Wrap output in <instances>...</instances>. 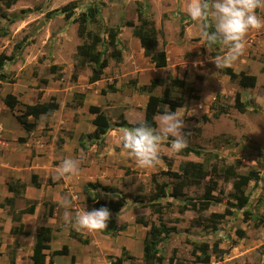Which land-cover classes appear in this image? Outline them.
Instances as JSON below:
<instances>
[{
	"label": "rangeland",
	"instance_id": "rangeland-1",
	"mask_svg": "<svg viewBox=\"0 0 264 264\" xmlns=\"http://www.w3.org/2000/svg\"><path fill=\"white\" fill-rule=\"evenodd\" d=\"M187 3L188 0H17L6 8L0 1V14H5L4 18L0 16V32L5 30L8 33L5 37H0V54L11 55L15 59V62L6 64L5 69L8 71L6 84L10 88L15 86L21 95L23 91L28 92L33 102L36 100V90L50 87V84L59 85L63 89L70 86L76 81L73 75L77 77L81 74V77H85L90 73L88 66L82 69L77 66L75 48L83 42V39L77 37V25L72 19L89 8H95L99 13L97 19L102 25L116 27L121 25L122 20L136 21V4L142 5L145 17L155 25L157 32L155 50L164 49L167 41L175 51L178 49L176 51L178 61L174 60L177 62L164 74L159 71L160 69L151 68L153 66L143 56L142 49L138 50V47H134L133 41L136 37L133 36L132 29L121 27L116 39V48L122 52L120 63L108 57L111 48L98 46V50L108 58V66L102 76L111 81L106 83L105 91L111 93V89L117 87L116 93L105 97L101 110L112 124L120 120L121 116L124 118L123 113L124 110L129 109L128 106L135 109L146 100L145 94L128 88L127 82L130 80H135L138 87L149 83L151 79L148 77H159L163 81L160 87L163 89L170 79H183L186 87L174 88L171 97L184 99V106L176 112L184 119L185 128L182 131L186 135L187 147L200 151L201 155L176 154L170 151L167 143H164L160 146L159 156H165L171 162L170 166L159 159L160 162L155 167L142 169L135 165L121 147L120 136L124 128L108 131L100 142L84 139L85 156L80 155L81 166L86 169L70 182L69 187H64L58 194L61 198L70 199V208L63 207L62 201L45 203L46 215L47 208L52 205V215L54 214L52 232L54 230L58 233L66 229L70 236L71 233H76L82 239L87 241L91 239L87 244L82 243L79 246L82 249L90 247L88 246L90 241H92L91 247L93 249L96 247V252L102 247L101 241L93 236L94 232L75 231L65 215L66 212L74 215L82 211L83 207L85 211L91 210V204L86 202L83 194V186L87 182H97L101 186L118 189L124 196L125 204L121 212L113 215V218L117 224H126V234L135 239L139 240L147 228L134 224V219L143 217L146 221L157 224L150 205L154 202L161 205L162 221L167 227H175V232L169 238L162 240L159 245L160 254L166 259L164 264H167V259L171 257L174 258V264H203L196 262L190 255L192 244L208 243L211 247L217 242L219 248L226 249L232 241L236 244L222 261H217L212 256L208 264H264V228L256 226L257 223L264 222V28L250 30L247 33L242 55L230 66L235 73L245 72L256 76V86L253 89H243L236 83L230 82L227 76L222 75L215 68L214 58H211L210 54L215 53L217 57L225 54V51L223 48L206 49L198 26L183 14L182 10ZM62 7L72 11V18L64 19L61 13ZM23 11L28 12L23 13ZM257 15L264 19V7L257 9ZM86 29L95 30V25L89 23ZM18 46L21 48L16 50ZM55 65L56 70L51 73L50 66ZM3 71L1 70L0 73ZM42 80H46V84H43ZM81 86L82 83L79 87ZM157 93L160 91L153 95ZM236 94L239 95L242 103L248 105L243 114L233 107ZM23 97L18 109H22L30 99L29 95ZM63 100L65 101V97ZM63 100H60L62 105ZM74 100L73 98L71 105L76 104ZM65 103L62 112L55 115L53 113L50 117L41 116L35 121L29 120L42 127V135L46 136L49 133L50 139L43 148H40L43 151L41 156L49 157L57 168L60 164L63 138L68 140L70 137V132L66 129H74L75 133L78 132L77 122L81 119L84 121L86 117L85 112H82L84 113L82 117L80 109L70 106L67 101ZM134 109L127 112V121L135 124L142 121L143 111L137 112ZM8 116L11 117L9 114ZM8 116L7 114L3 116V124L8 132L14 134L18 129L23 131L21 126L13 122V119L10 120ZM203 116L206 119H203ZM159 117L160 115L155 117L156 124ZM85 127L86 125H81L80 129ZM1 150L5 152V156L6 153L15 154V157L11 156L8 159L9 167L19 163L24 165L25 157L29 153L25 143L17 140L14 143L10 141L5 143ZM184 162L203 163L207 170L213 165L222 169L225 166L236 165L238 162L240 174L257 170L259 180L257 183L251 182L245 189L249 199L247 206L243 210H231L232 214L220 221L216 225V230L212 231L203 228V225H209L205 220L212 213H223L227 203L233 202L229 196L231 185L217 178V189L212 194L214 196L219 194L220 197L219 191H222L220 204L200 200L206 182L184 188L185 199L172 198L171 192L175 180L164 173L177 172L179 165ZM4 166L9 168L8 165ZM97 167L101 170L100 174ZM10 174H12L10 169H0V180ZM61 181V179L56 180L51 185L52 188L58 187ZM160 187H164L166 195L154 201V195ZM4 193L5 188L0 182V198ZM101 195L98 197L101 198ZM193 201H196L197 206L204 208L199 215L193 211L179 213L180 206ZM2 203L4 200L0 202ZM37 205L38 201H36ZM13 213L12 207L6 205L0 207V228L4 222H12ZM196 221L197 223L200 221L203 227L196 225ZM12 223L13 227L18 225ZM237 230L244 233L243 238H238ZM4 235L0 230V243L2 241L11 243L12 235L10 233ZM111 241L116 251L120 242ZM120 241L128 244L131 249L129 254L134 256L138 264H145L141 258V248L134 244L136 243L134 239L122 238ZM61 243L60 240L59 244ZM59 244L52 243V248L59 247ZM17 248L18 244L14 241L7 245L4 254L15 253ZM107 248L98 253L99 260L96 259V264H110L114 258L120 256V254L119 256L111 254V246L110 249ZM72 251L76 254L81 253L78 249ZM67 261L68 259L62 257L57 259L58 264Z\"/></svg>",
	"mask_w": 264,
	"mask_h": 264
},
{
	"label": "trees",
	"instance_id": "trees-1",
	"mask_svg": "<svg viewBox=\"0 0 264 264\" xmlns=\"http://www.w3.org/2000/svg\"><path fill=\"white\" fill-rule=\"evenodd\" d=\"M6 8L12 6L17 0H0ZM28 11H23L26 13ZM61 13L64 15V19L69 20L72 18V11L67 10V7H62ZM136 21L131 20H122L120 26L116 27H105L97 19L99 13L95 8H89L86 12L80 13L77 17L73 18L72 21L77 25L76 34L79 39H83V42L76 46L75 55L77 59L78 68H84L88 66L89 76L88 84H93L101 79L103 71L108 66V58L103 56V52L98 50V46L109 47L111 50L108 53V57L114 60L116 63H120L122 60V52L120 49L116 48V39L120 33L121 27H127L132 29L133 36L136 37L139 41L140 47L143 50V56L149 60L154 68L161 69L167 66V57L163 49L158 51L155 50L157 44V32L155 29L154 22L147 19L144 15V10L142 5L136 4L135 7ZM1 17H5L4 13L0 14ZM92 23L95 25V30L88 31L86 25ZM7 31L0 32V37H5ZM21 47L18 46L16 50H19ZM211 58H215L216 54H210ZM14 60L13 57L7 56L3 53L0 54V70L3 69L5 62H11ZM50 72L54 73L56 66H50ZM222 75L228 77L230 82L236 83L240 88L243 89H253L256 86L257 78L254 75L246 74L245 72L235 73L232 68H226L219 71ZM59 78V76H58ZM73 79H76V76L73 75ZM7 75L0 73V81L7 82ZM43 84H46V80L41 81ZM163 81L161 79H152L149 81L148 85H144L139 89L136 88V81L130 80L127 82V86L130 89H135L139 92H146L151 94L152 90L157 86H162ZM186 83L184 80L179 79H170L169 83L164 85L163 91L160 96L149 95L145 107H144V117L142 121H146L150 125L155 126V116L161 115L166 111H176L179 108L184 106V99L177 98L174 99L171 97V92L174 88H185ZM112 92H115V89H111ZM40 93H38V98H40ZM74 101L76 104L74 106L79 108L82 106V96L75 95ZM4 105L13 110L18 100L15 96L7 94L3 98ZM166 106V109H164ZM247 104H244L240 101L239 95L236 94L234 98L233 107L239 113L243 114L246 112ZM59 105L54 97L46 103H34L30 105H25L24 109L20 114L15 115L16 121L21 125L26 133L34 130L36 124L35 122H30L29 117L34 121L39 118V116L44 115L47 117L52 116V114L57 111ZM88 112L94 115V119L91 121L94 126V131L90 134L82 135L79 138V146L83 151L86 150L84 144V139H89L92 142H100L103 136L110 130L115 128H129L134 125H129L125 119L120 117L118 122L111 124L107 117L104 115L100 107L89 106ZM206 119L205 116L202 117ZM18 142L25 143L26 138H18ZM179 154L187 156L189 154H194L200 156L201 152L190 147H186ZM160 160L170 166L171 162L165 156H159ZM239 164L225 166L220 169L217 165H213L209 170L205 168L203 163L199 162H184L179 165L177 172L166 171L164 174L172 177L175 180V183L172 187L171 197L172 198H184L185 192L184 188L187 186H198L205 183L204 192L200 198L201 201L211 202L215 204H220L222 202L221 193L214 196L212 193L217 189V178H221L224 183L231 185V192L229 193L230 198L233 202L227 203V208L223 213H212L205 220L209 225H203L197 223L199 227L211 229L212 231L216 230V225L225 219V217L232 214L231 210H243L248 202V196L245 194L246 187L251 183H257L259 180V172L257 170H250L245 174H240L238 172ZM31 185L35 188H39V183L37 180V175H32L30 179ZM50 185L54 183L49 182ZM7 191L12 194L11 197L5 198L4 203L0 204V207L9 206L12 207L14 199L20 196L26 185L20 181H10L6 184ZM83 194L85 196L86 202L91 204V210L99 209L101 207H106L110 216L107 222V227L105 231L99 232L104 236L116 237L120 232L124 231L127 227L126 224H117L113 218V215H117L121 212L124 204L125 198L121 192L112 187L101 186L97 182L91 183L87 182L83 186ZM101 195V198L98 196ZM164 187H160L158 192L154 195V201H157L160 198L165 197ZM47 204H44L46 207ZM35 202L32 201L28 207L23 210H19L16 213L11 214V220L14 223H18L16 227L11 228V234H23L22 225L20 224V217L23 214H32L34 211ZM151 213L156 216L157 224L146 221L143 217H137L134 219V224L140 225L143 228H147L145 236L142 243V261L145 264H164L166 261L165 257L160 254V243L162 240L167 239L175 232V227H167L162 221L163 210L161 205L157 202L151 203L150 205ZM179 213L183 214L186 211H193L198 213L204 210L203 207L197 206L196 201L191 203L188 202L187 205H182L179 207ZM52 216V205H49L47 208V216ZM199 217V216H198ZM257 227L262 226L264 228V222L256 224ZM1 230V228H0ZM238 238H243L244 233L242 231H236ZM71 237L79 241L80 243L87 244V239H82L76 233H71ZM53 239V232L50 227L39 226L36 229L34 236V243L32 247V253L30 260L32 264H44L45 261V250H50V242ZM236 244L235 241H232L226 249L219 248L218 243L215 242L211 245L208 243L192 244L190 249V255L194 257V260L198 263L208 264L211 257L213 256L217 261H222L223 257L228 255L232 247ZM14 252H11L8 256L10 263L14 261ZM69 254L67 246L63 245L60 250L50 253V259L48 264H53L52 257L57 255L67 256ZM74 262V257H71V264ZM124 262H129V264H138L135 261V258L129 254L125 249H121V255L110 264H123ZM167 264H174V258L171 257L167 259Z\"/></svg>",
	"mask_w": 264,
	"mask_h": 264
},
{
	"label": "crops",
	"instance_id": "crops-1",
	"mask_svg": "<svg viewBox=\"0 0 264 264\" xmlns=\"http://www.w3.org/2000/svg\"><path fill=\"white\" fill-rule=\"evenodd\" d=\"M134 40H135V41H133V43H135L134 47L135 48L138 47L139 48L138 50H141L142 48L140 47L138 39L136 38ZM132 46H133V44H132ZM178 48H181V47H178ZM163 50L166 53L167 66L165 68H161L159 71L163 72V74H164L169 70L170 67H172L178 61V57H177L178 52H176V51H178V49L175 51L173 46L170 45V43H168L166 41V44L164 45ZM142 52H143V50H142ZM7 56H9V55H7ZM125 58H126V56H124V59ZM174 60H177V61L174 62ZM13 62H15V59L12 60L10 63H13ZM7 63H9V61L5 62V64L3 65V69H2V70H4L2 73L6 74V75L8 74V71L5 69ZM151 68H154V67H151ZM229 68H231V67H229ZM154 69H157V68H154ZM164 69H166V70H164ZM81 71H83V70H81ZM88 75L89 74H86L85 77H81V74L78 75L76 77V81H74V83H71L70 86H68L64 89L59 87V85L54 86V85L50 84V87H47L45 89L36 90V100H34V102L32 101L33 99H31L32 97L28 92L24 93V91H23V93L21 95L19 93V90L17 88H15V86L10 88L7 86V84H6L7 82L0 81V169H2V170L3 169H7V170L10 169V171L12 172V174H10V176H7L6 178L0 180L1 184L5 188V193L0 198V202H2L5 198L12 196V194L7 191V187H6V184L8 182H10L11 180H18L22 183H25V185H26L24 192L20 196H18L14 199V203L12 206V211L14 213L28 207L30 205L29 202H32V201L35 202V207H34L33 213L32 214H23L20 217V224L22 225L23 234H15V235L11 234L10 230H11V228H13V223L11 221L10 222H4V224H2V226H1L2 234L6 235L7 233H10L12 235V238H11V243H9V241H6V242L2 241L0 243V264H11L9 256L4 254V249L7 247V245L12 244L14 241L17 242L18 248L14 254V261L12 264H32V262L30 260V256L32 253V247H33V243H34V236L36 233V229L39 226H47V227H50L51 229L53 228L52 221L54 219L52 218V216L54 214L51 217H46L47 215H46V210H45L44 204L47 201L60 202L61 196L60 195L58 196L59 191L63 190L64 187H66V188L69 187L70 182L75 178L74 177L72 179H61L62 181H61L60 185L58 187L52 188V186L49 184V182L51 181V183H54L56 180H60V179L55 178L57 171H58V168H57V166H54V163L51 162L52 160L50 161L49 157L41 156L43 151H42V149H40V148H43V146H45L47 144V140L50 139L49 133L46 136L42 135L43 130H42V127H40L39 125H36L35 129L31 132H28V133H26L22 127L21 128L23 131H19L20 129H18V127H16V129H18V130H16V132L14 134L9 133L3 124V119H4L3 116L6 114L8 116V114H9L11 117L8 116V118L10 120L13 119V122L15 121L19 126H21L16 121L14 116L20 114V112H22L24 109L25 105H23L22 109H18L19 108V102H21V99L24 95H29V98H30L29 101L26 102V105H30V104H34V103H46L50 100V98L54 97L56 99L58 105H59V108L57 111L54 112V115L59 113V112H62L64 106L66 105V103H65L66 101L70 105L73 98L75 97V95L82 96V106L79 107L78 109H80L81 116L84 114V113L82 114V112H85L86 117H85L84 121H81L83 119L79 120L77 122V125L79 126V129H80L81 125H86V127H85V129H80V130L78 129V132H76V133H75L74 129H69V128L66 129L67 132L68 131L70 132V137L68 138V140H64V138H63V142L61 145L62 149H61V153H60L59 163L64 158H77L81 161L82 157L80 154L85 153V151H82L81 147L79 146V138L82 135L92 133L95 129L91 123V121L94 119V115H92L88 112L89 106H96V107L101 108V106L105 102V97H107V95H109L111 93L114 94L117 91L116 86H114L115 92L110 91L111 93H109V92L105 91V85H106V83H109L111 81V79L104 78L103 76H101L102 78L99 81H97L93 84H88ZM148 78L151 80L152 79H159V77H155V78L148 77ZM174 79H176V78H174ZM179 80H183V79H179ZM81 83H82V86L80 88L79 86L81 85ZM148 84L149 83H145V84L140 85L136 88L139 89L140 87H142L144 85H148ZM160 87L161 86H157L156 88H154L152 90L151 94L146 93V92H139L141 94H145L146 100L140 106L139 105L136 106L135 109L132 106H128L129 109L124 110V113H123L124 118L129 125H134V123H130L127 121V112L132 111L133 109L136 110L137 112L143 111V117H144V107H145V104H146V101H147L149 95H153L155 92L160 91V93H157V95H154V96H160L162 91H163V89H161ZM38 93L41 94L40 98L37 97ZM7 94H11V95L15 96L18 100V103L16 104V106L14 107L13 110L8 109L3 103V98ZM64 97H65V101L63 100ZM60 100H63V105L60 103ZM3 112H5V114H3ZM41 116H44V115H41ZM41 116H39V117H41ZM143 117H142V120H143ZM30 119H32V118L29 117V120ZM118 121H115V122H118ZM50 127H51V124H50ZM117 129H122V128H117ZM18 138H26L25 148L29 150V153L25 157L24 165H23V163H19L18 164L19 167L16 164L9 167L10 162H8V159L11 156L15 157V154L14 153H8V154L6 153V156H5V152L1 150V147L4 148L5 143H7L9 141L12 143H14L15 140L18 141ZM83 156H85V155L83 154ZM83 160H85V159H83ZM82 163L88 164L86 161H82ZM4 165H8L9 168H6V166H4ZM80 169H81L80 170V173H81V172H84L86 168L83 167V165L81 166V163H80ZM96 169L100 174L101 170L99 169V167H97ZM32 175H37V180H38V183L40 185L39 188H35L31 185L30 179H31ZM36 201H38L37 206H36ZM45 220H46V222H45ZM126 228L124 231L120 232L116 237L104 236V235L100 234L99 232H94L93 236L97 237L101 241V244H103L102 247L98 248L97 252L95 251L96 247L94 249H93V247H91L92 241H90V244L88 245L90 247H86V248L82 249L79 247L82 245V243H80L76 239L72 238L70 236L68 230L62 229L58 233L53 230V239L49 244L50 250L44 251V254H45L44 264L49 263L50 253L60 250L63 245L67 246L69 254L67 256H62V255L53 256L52 257L53 264H58L57 259L60 257H62L64 259H68L67 262H61V264H71V257L72 256L74 257L73 264H96V259L99 260V257L97 256L98 253H100L101 250H105L106 247H108L107 249H110L109 248L110 246L112 247V249H111L112 253L111 254L114 256H119V254L121 255V249L122 248H125L129 252L131 249L128 246V244H126V242L120 241L122 238L134 239L136 241V243H134V244H136L137 246H139L141 248L140 251H141V256H142V243H143V239H144L146 231L144 232L142 237L139 238V240H138L137 238L135 239L134 237L127 235L126 234ZM60 240L62 241L61 244H59ZM89 240H91V239H89ZM111 240H114V241L118 240L120 242L116 251H114V245L112 244ZM55 242H57L60 246L57 248H52V243H55ZM89 248H91V250H88ZM77 249L80 250L81 253L76 254L75 252L72 251V250H77ZM83 250H85V252ZM125 263L126 262H124L123 264H125ZM224 264H226V263H224Z\"/></svg>",
	"mask_w": 264,
	"mask_h": 264
},
{
	"label": "clouds",
	"instance_id": "clouds-1",
	"mask_svg": "<svg viewBox=\"0 0 264 264\" xmlns=\"http://www.w3.org/2000/svg\"><path fill=\"white\" fill-rule=\"evenodd\" d=\"M264 7V0H188L182 10L184 16L199 28L206 49L223 48L225 54L213 59L218 71L230 67L242 55L245 36L250 30L264 28V19L257 15V9ZM157 116V115H156ZM184 119L178 112H163L153 126L140 121L135 126L121 130L120 143L126 155L138 168L155 167L159 161V149L164 143L170 151L180 153L187 147L182 131ZM81 161L77 158L61 160L56 179H72L80 173ZM62 206L70 208L71 201L61 198ZM68 223L77 232H102L107 227L110 212L106 207L92 211L66 212Z\"/></svg>",
	"mask_w": 264,
	"mask_h": 264
}]
</instances>
